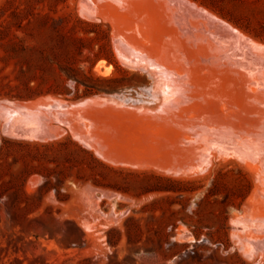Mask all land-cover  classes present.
I'll list each match as a JSON object with an SVG mask.
<instances>
[{
    "label": "rangeland",
    "instance_id": "374dc122",
    "mask_svg": "<svg viewBox=\"0 0 264 264\" xmlns=\"http://www.w3.org/2000/svg\"><path fill=\"white\" fill-rule=\"evenodd\" d=\"M92 1L0 0V264H264V0Z\"/></svg>",
    "mask_w": 264,
    "mask_h": 264
},
{
    "label": "bare ground",
    "instance_id": "6f19581e",
    "mask_svg": "<svg viewBox=\"0 0 264 264\" xmlns=\"http://www.w3.org/2000/svg\"><path fill=\"white\" fill-rule=\"evenodd\" d=\"M80 1H81V0H80ZM83 1H84V0H83ZM87 1H88V0H87ZM103 1H104V0H103ZM121 1H124L123 3L126 4V3H127L126 1H130V0H121ZM121 1H119V2L122 4ZM131 1L133 2V0H131ZM131 1H130V3H131ZM136 1H137V0H136ZM92 2H93V1L91 0L90 3H92ZM95 2H96V1H94L93 3L95 4ZM105 2H106V0H105ZM111 2H112V1H111ZM114 2L116 3V0H114ZM125 2H126V3H125ZM134 2H135V1H134ZM101 3H104V2H101ZM115 3H114V4H115ZM84 4H85V3H84ZM86 4H87V2H86ZM105 4H106V3H105ZM116 4L118 5L119 3H116ZM121 4H120V5H121ZM131 4H132V3H131ZM134 4H135V3H134ZM90 5H91V4H90ZM90 5H88V6H90ZM106 5H108V6L110 7V3H109V4H106ZM117 5H115V6H117ZM120 5H118V6H120ZM122 5H123V4H122ZM135 5H136V4H135ZM93 6H94V5H93ZM93 6H91V7H92V10H93L92 12L95 13L96 10L94 11ZM103 6H104V5H103ZM118 6H117V7H118ZM127 6H128V5H127ZM131 6H133V4H132ZM91 7H90V8H91ZM106 7H107V6H106ZM106 7H105V8H106ZM125 7H126V6H125ZM128 7H129V6H128ZM80 8H82V7L80 6ZM94 8H95V6H94ZM110 8H112V7H110ZM122 11H123V10H122ZM124 11H127V10H124ZM135 11H137V9H135ZM107 12H108V11H107ZM110 12H111V11H110ZM127 12H129V11H127ZM131 12H132V11H131ZM139 12H140V10H139ZM112 13H113V11H112ZM116 13H117V12L115 11V14H116ZM113 14H114V13H113ZM130 14H131V13H130ZM128 15H129V14H128ZM144 15H145V14H144ZM140 16H141V15H140ZM91 17H92V16H91ZM129 17H131V15H130ZM136 17H137V16H136ZM138 17H139V16H138ZM143 17H145V16H142V18H143ZM99 18H100V16H99ZM131 18H132V17H131ZM133 18L135 19V17H133ZM142 18H141V19H142ZM145 18H146V17H145ZM148 18H149V17H148ZM135 20H136V19H135ZM142 20H143V19H142ZM146 20H147V19H146ZM138 21H139V20H138ZM148 21H149V20H148ZM150 21H151V19H150ZM112 22H114V21H112ZM118 28H119V27H118ZM220 29H221V28H220ZM123 30H124V29H123ZM125 30H126V29H125ZM113 31H114V30H113ZM129 31H130V30H129ZM114 32H115V31H114ZM130 32H131V31H130ZM128 33H129V32H128ZM114 34H116V33H114ZM129 34H131V33H129ZM137 34H138V33H137ZM137 34H136V35H137ZM141 34H142V33H141ZM132 35H133V34H132ZM120 36H121L123 39L125 38L124 40L122 39V41H125V40H126L127 42H128L127 39H129V38L131 37V36H130L129 38H126L125 36H122V35H120ZM133 36H134V35H133ZM133 36H132V37H133ZM132 37H131V38H132ZM138 37H139V36H138ZM113 39H114V38H113ZM132 39H133V38H132ZM148 39H150V37H149ZM116 40H117V39H116ZM119 41L121 42V38H120ZM126 41H125V42H126ZM135 41H136V40H135ZM115 42H116V41H115ZM127 42H126V43H127ZM129 42H130V41H129ZM118 43H119V42H118ZM126 43H125V44H126ZM137 44H138V41H137ZM137 44H136V46H137ZM131 45H132V44H131ZM138 45H139V44H138ZM118 46H120V45L118 44ZM121 46H122V45H121ZM121 46H120L119 48L122 49L123 46H122V47H121ZM127 47H129V46H127ZM139 47H140V45H139ZM123 48H124V47H123ZM137 48H138V47H137ZM122 50H123V49H122ZM125 50L128 51L129 49H128V48H125ZM141 51H142V53H143V49H142ZM129 52H130V51H129ZM137 52H138V51H136L135 53H137ZM124 53H126V52H124ZM124 53H123V54H124ZM127 53H128V52H127ZM145 53H147V52H145ZM131 54H132V53H131ZM151 54H152V53H151ZM126 55H127V54H126ZM126 55H125V56H126ZM131 56H132V55H131ZM131 56H129V57H131ZM135 56H136V58L139 60V58L137 57L136 54H135ZM126 57H127V56H126ZM129 57H128V58H129ZM131 58H133V56H132ZM136 58H135V59H136ZM161 58H162V57H161ZM123 59H124V58H123ZM135 59H134V60H135ZM153 59H154V58H153ZM132 60H133V59H132ZM134 60H133V61H134ZM135 61H136V60H135ZM141 61H142V60H141ZM151 61H152V59H151ZM154 61H155V59H154ZM157 61H158V60H157ZM101 62H102V61H101ZM130 62H132V61H130ZM136 62H138V61H136ZM143 62H144V61H143ZM139 63L141 64V62H139ZM147 63H148V62H147ZM159 63L161 64V62H159ZM144 64H145V63H144ZM99 65H101V64H98V67H99ZM145 65H146V64H145ZM161 65H162V64H161ZM159 66H160V65H159ZM159 68H161V67H159ZM163 69H164V68H163ZM157 70H158V69H157ZM175 70H176V68H175ZM175 70H174V71H175ZM158 71H160V70H158ZM176 71H177V70H176ZM179 71H180V70H179ZM161 72H162V71H161ZM163 72H164V70H163ZM155 73H156V72H155ZM170 73H171V74H174L173 71L170 72ZM175 73H176V72H175ZM157 74H158V73H157ZM160 74H161V73H160ZM164 74H165V73H164ZM167 74H168V73H166V77H168ZM169 76H170V75H169ZM171 76H172V75H171ZM171 76H170V78H174V77H175V76H172V77H171ZM178 76H180V75H178ZM156 77H158V76H156ZM161 77H162V76H161ZM157 79H158V78H157ZM160 79H161V78H160ZM163 79H164V77H162V82H164ZM174 79H175V78H174ZM176 79H177V78H176ZM176 79H175V80H176ZM178 79H179V78H178ZM175 80H174V81H175ZM175 82H176V81H175ZM171 83H172V82H171ZM173 84H174V83H173ZM176 84H177V82H176ZM163 85H164V84H163ZM162 87H163V86H162ZM164 87H165V85H164ZM164 87H163V88H164ZM175 87H176V86H175ZM179 87H180V86H178V88H179ZM163 88H162V90H164ZM181 88H182V87H181ZM176 89H177V88H176ZM178 90H179V89H178ZM174 91H175V90H174ZM174 91H173V93H174ZM179 91H181V89H180ZM225 91H226V90H225ZM176 92H178V91H176ZM179 93H180V92H179ZM179 93H178L177 95H179ZM182 93H183V92L181 91V94H182ZM181 96H182V95H181ZM162 97H163V96H162ZM175 97L178 99L177 96H175ZM164 98H165V97H164ZM173 98H174V96H173ZM183 98H184V97H183ZM87 99H89V98H87ZM87 99H85V100L87 101ZM174 99H175V98H174ZM180 99H181V98H180ZM99 100H103V99H99ZM168 100H171V102H172L173 99H168ZM19 101H20V100H19ZM22 101H24V100H22ZM177 101H180V100H177ZM183 101H184V100H183ZM3 102H6V101L4 100V101H2V102H0V103L3 104ZM14 102H18V100H17V101L14 100ZM26 102H27V101H26ZM26 102H24V103L27 104ZM81 102H82V100H81ZM88 102H89V101H88ZM88 102H87V103H88ZM91 102H92V100H91ZM6 103H8V101H7ZM28 103L31 105V102H28ZM56 103H57V102H56ZM85 103H86V102H85ZM89 103H90V102H89ZM93 103H94V102H93ZM107 103H108V102H107ZM179 103L183 104L184 102H179ZM9 104H10V102H9ZM32 104H33V103H32ZM90 104H91V103H90ZM90 104H89V105H90ZM96 104H98V103H96ZM109 104H110V103H109ZM174 104H176V101H175ZM11 105L13 106V104H11ZM16 105H17V104H16ZM19 105H20V104H18V106H19ZM22 105H23V103H22L20 106H22ZM30 105H29V106H30ZM33 105H35V104H33ZM33 105H31V106H33ZM53 105H55V104H53ZM67 105H68V104H67ZM20 106H19V107H20ZM27 106H28V105H27ZM36 106H37V107H35V109L38 108V105H36ZM39 106H40V105H39ZM95 106H96V105H95ZM175 106H177V107L179 106V107H180V105H178V102H177V105H173V106L171 105L170 107H171L172 110H173ZM19 107H18V108H19ZM57 107H58V106H57ZM60 107H61V106H60ZM84 107H85V106H84ZM118 107H119V106H118ZM177 107H175V108H177ZM9 108H10V107H9ZM20 108H21V107H20ZM23 108H25V107H23ZM85 108H87V107H85ZM25 109H28V107L25 108ZM58 109H59V107H58ZM118 109H119V108H118ZM142 109H143V108H142ZM28 110H29V109H28ZM28 110H25V111L28 112ZM36 110H37V109H36ZM120 110L123 111V109H120ZM120 110H119V111H120ZM144 110H145V109H144ZM150 110H151V109H150ZM150 110H149V112H150ZM20 111H24V110H21V109H20ZM29 111H30V110H29ZM37 111H38V110H37ZM54 111H55V110H54ZM54 111H53V112H54ZM126 111H127V109H126ZM173 111H176V110H173ZM173 111H172V112H173ZM13 112H15V111L13 110ZM16 112H17V111H16ZM16 112H15V113H16ZM18 112H19V110H18ZM128 112H129V111H128ZM147 112H148V111H147ZM149 112H148V113H149ZM19 113H21V112H19ZM24 113H25V112H24ZM37 113H38V112H37ZM37 113H36V114H37ZM40 113H41V112H40ZM40 113H38V114L40 115ZM153 113H154V112H153ZM25 114H27V113H25ZM29 114H30L29 116H31V117L33 116V115H31V114H32L31 112H29ZM121 114H122V113L120 112L119 115H121ZM126 114H127V112H126ZM17 115H20V114H16V116H17ZM114 115H115V114H114ZM143 115H144V113H143ZM147 115H148V114H147ZM155 115H156V114H155ZM8 116H9V115H8ZM40 116H42V115H40ZM123 116H125V114H124ZM128 116H130V115H128ZM141 116H142V115H141ZM172 116H173V115H172ZM37 117H38V116H37ZM119 117H122V116H119ZM144 117H145V116H144ZM148 117H150V116H148ZM152 117H153V115H152ZM21 118H22V117H21ZM29 118H30V117H29ZM39 118H41V117H39ZM43 118H44V119H42V118H41V119L44 121L46 118H45V116H44ZM48 118H49V117H48ZM124 118H125V117H124ZM127 118H128V117H127ZM140 118H142V117H140ZM166 118H167V117H166ZM171 118H172V117L170 116V119H171ZM173 118H174V117H173ZM26 119H28V118L26 117ZM36 119H37V118H35V120H36ZM41 119H40V120H41ZM122 119H123V118H122ZM122 119H121V120H122ZM170 119H169V121H170ZM28 120H29V119H28ZM37 120H38V119H37ZM119 120H120V118H119ZM133 120H134V119H133ZM135 120H136V119H135ZM142 120H143V119H142ZM167 120H168V119H167ZM171 120H173V119H171ZM33 121H34V120H33ZM151 121H153V120H151ZM165 121H166V120H165ZM40 122H42V121H40ZM136 122H137V120H136ZM138 122H140V120H139ZM148 122H149V121H148ZM171 122H172V121H171ZM32 123H33V122H32ZM37 123H38V122H37ZM156 123H157V121H156ZM28 124H29V123H28ZM34 124H35V123H34ZM137 124H138V123H137ZM151 125H152V124H151ZM153 125H154V124H153ZM155 125H156V124H155ZM157 125H159V124H157ZM141 126H142V125H141ZM94 128H95V127H94ZM141 128H142V127H141ZM97 129H98V128H97ZM92 130H93V129H92ZM124 134H125V133H124ZM139 134H140V133H139ZM139 134H138V135H139ZM95 136H96V135H95ZM126 136H127V137H132L131 135L129 136L127 133H126ZM94 138H95V137H94ZM132 138L134 139V137H132ZM92 139H93V138H92ZM97 139H98V138H97ZM130 139H131V138H130ZM137 139H138V138H137ZM98 141H99V139H98ZM95 142H96V141H95ZM134 142H135V140H134ZM136 142H138V140H137ZM97 143H98V142H97ZM100 143H101V142H100ZM111 143H112V142H111ZM104 146H105V145H104ZM104 146H103V148H106V146H105V147H104ZM101 147H102V146H101ZM108 148H109V146H108Z\"/></svg>",
    "mask_w": 264,
    "mask_h": 264
}]
</instances>
